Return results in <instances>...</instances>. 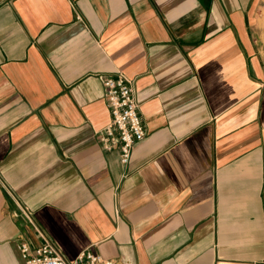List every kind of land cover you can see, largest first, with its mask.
<instances>
[{
  "label": "crops",
  "instance_id": "0c3cea01",
  "mask_svg": "<svg viewBox=\"0 0 264 264\" xmlns=\"http://www.w3.org/2000/svg\"><path fill=\"white\" fill-rule=\"evenodd\" d=\"M133 81L146 136L101 135ZM264 264V0H0V264Z\"/></svg>",
  "mask_w": 264,
  "mask_h": 264
},
{
  "label": "built area",
  "instance_id": "2783aa9c",
  "mask_svg": "<svg viewBox=\"0 0 264 264\" xmlns=\"http://www.w3.org/2000/svg\"><path fill=\"white\" fill-rule=\"evenodd\" d=\"M104 85L111 120L102 132L101 142L107 150L119 148L121 162L128 165L135 145L146 136L133 81L121 73L117 77L107 78ZM19 250L25 264H117L114 259L106 258L89 248L80 251L75 259H69L47 238L35 247L28 242H21Z\"/></svg>",
  "mask_w": 264,
  "mask_h": 264
}]
</instances>
